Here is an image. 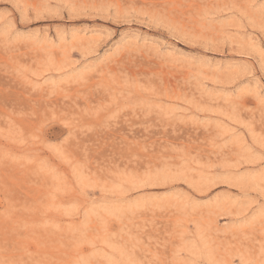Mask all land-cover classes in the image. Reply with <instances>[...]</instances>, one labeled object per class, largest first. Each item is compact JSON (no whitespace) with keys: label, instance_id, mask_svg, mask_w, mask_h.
Wrapping results in <instances>:
<instances>
[{"label":"rangeland","instance_id":"374dc122","mask_svg":"<svg viewBox=\"0 0 264 264\" xmlns=\"http://www.w3.org/2000/svg\"><path fill=\"white\" fill-rule=\"evenodd\" d=\"M0 264H264V0H0Z\"/></svg>","mask_w":264,"mask_h":264}]
</instances>
